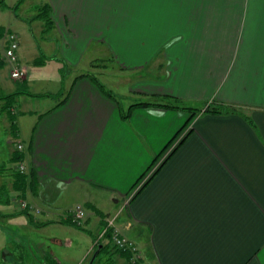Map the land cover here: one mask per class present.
Segmentation results:
<instances>
[{"label": "crops", "instance_id": "0c3cea01", "mask_svg": "<svg viewBox=\"0 0 264 264\" xmlns=\"http://www.w3.org/2000/svg\"><path fill=\"white\" fill-rule=\"evenodd\" d=\"M44 4L47 32L56 38L46 58L72 67L86 58L88 66L64 92L12 89L0 75V96L19 91L7 108L24 167L21 176L15 165L8 172L0 164V185L32 204L37 216L25 211L30 224L76 233L66 218L73 204H82L86 215L76 228L90 244L75 264H92L101 252L91 261L93 238L115 210L121 233L140 250V264H264V0ZM88 53L129 81L119 92L128 100L124 107L90 71L97 66ZM16 55L26 72L19 41ZM4 65L0 60V70ZM18 95L46 102L29 109L23 100L27 112L14 116ZM170 96L185 107L156 103ZM205 105L234 110L201 111ZM188 107L197 110L183 125ZM20 117H27L24 124ZM15 154L11 146L9 158L17 160ZM70 195L77 200L65 205ZM49 237L69 245L65 235ZM102 243H108L102 251L110 248L109 264H128L108 237Z\"/></svg>", "mask_w": 264, "mask_h": 264}, {"label": "rangeland", "instance_id": "374dc122", "mask_svg": "<svg viewBox=\"0 0 264 264\" xmlns=\"http://www.w3.org/2000/svg\"><path fill=\"white\" fill-rule=\"evenodd\" d=\"M42 4H44V0H0L1 25L17 34L19 50L23 55L22 59L28 66L26 72L24 71L27 74L23 80L10 78L8 76V65H4L1 68L0 75L5 78L3 85H11L12 89L15 85H22L24 86L23 88L29 89L30 91L41 90L43 87H45L44 89L59 87L58 90L64 92V89L71 80V76L78 71H83L84 68L82 67L88 66V60L82 58L76 67H72L61 61L57 62L54 58H46L50 55L47 56V53L52 51L56 38L51 37L52 33L44 29L43 20L37 16ZM42 52L45 54V57L43 56V60H45L38 62L35 59L42 58ZM87 55L93 61L92 63H95L97 66L90 69V71L95 73L105 87L111 88L117 100L124 107L128 100H126V97L120 95L119 92L127 89L129 81L124 80L122 78L123 76L119 77L120 73L117 67H112L107 60V63L101 66V55L91 53ZM106 66L107 68L104 72L102 67ZM101 72L105 74L102 75ZM121 74L131 78L130 72H121ZM41 98L33 99L29 96L18 95L12 104L15 109L14 116L27 112L25 106H23V100H26V106L29 109H37L41 107L43 102H46ZM19 119L24 124L27 117H20ZM12 121H14L12 115L0 110V164L4 165L5 171L8 172L9 169L11 170L14 165L19 163V160L9 158L8 156V150L11 146L13 148L15 147L14 141L17 140L16 133L13 132V130L15 131V126ZM7 140H11L12 144L9 145ZM2 176L5 177L4 174ZM12 192L9 186L0 185L1 261L6 264H52L50 260L52 256L58 259L61 258L64 264H73L79 260L90 244L88 242L89 236L79 231L78 228L72 227L74 228L72 229L74 232L77 231L76 233L70 231L64 233L69 245H66V241L61 243L54 242L49 236L54 235L59 238H64V235H59V233H63L62 229L56 225H51L46 228L32 226L29 221V215L25 211H19L17 197L12 195ZM67 200L65 205L67 203H73L77 198L75 195H70ZM30 211L32 213L30 217L34 218L37 216L33 210H28V212ZM78 246L79 248H77ZM75 249L76 251H74ZM94 252L95 249L91 261L95 255ZM109 252L110 248L99 252L93 259L92 264H109L107 260ZM65 254L67 258H63ZM86 260L87 258L84 261Z\"/></svg>", "mask_w": 264, "mask_h": 264}, {"label": "built area", "instance_id": "2783aa9c", "mask_svg": "<svg viewBox=\"0 0 264 264\" xmlns=\"http://www.w3.org/2000/svg\"><path fill=\"white\" fill-rule=\"evenodd\" d=\"M6 43L0 50V60L8 65V76L13 79H20L24 76L25 68L17 60L16 48H17V34L13 32H5ZM12 112V110H10ZM15 149L22 150V143L20 141L15 142ZM15 169L19 172L24 171L23 163L19 161L15 165ZM19 209H34L32 204H29L22 198H17ZM86 212L82 204L76 203L69 210L67 216L69 220L75 225H81L85 218ZM118 211L114 213H108L103 218V223L99 230L96 232L93 238L92 246L98 245L102 240L108 237L110 244L117 250L125 252L127 254L128 264H140L141 253L137 245L133 240L123 235L116 223ZM0 264H6L0 262Z\"/></svg>", "mask_w": 264, "mask_h": 264}, {"label": "trees", "instance_id": "16d2710c", "mask_svg": "<svg viewBox=\"0 0 264 264\" xmlns=\"http://www.w3.org/2000/svg\"><path fill=\"white\" fill-rule=\"evenodd\" d=\"M37 16L43 20V22H44V29L47 30V29L50 27V25H51V20H50L49 14H48V6H47L46 4H42V5H41V9H40L39 12L37 13ZM1 30H2V34H3V39H4V41H5V42H4V45H5V43H6V38H5L4 33H5L6 31H7V32H12V31H10L8 28H3V29H1ZM17 45H18V41H17ZM3 47H4V46H3ZM16 49H17V48H16ZM42 60H43V58H40V59H38L37 61L40 62V61H42ZM24 75H25V74H24ZM23 77H24V76H23ZM23 77L20 78V79H23ZM17 93H19V91H13V92H10V93H8V94H4V95H1V96H0V99L3 100L2 110H3L4 112H7V113L10 114V115H12L13 112L10 111V108H7V107H8L7 105H10V101L13 100V98L15 97V95H16ZM27 93H29V92H27ZM57 94H59V92H58ZM156 103H157L158 105H163V106L173 107V108H183V107H185V106H183V104L181 103V100H179L178 98L173 97V96H170V97L166 98V101H164V102H156ZM136 104L147 105V104H149V103L146 102V101H138V102H136ZM188 108H189V107H188ZM195 110H197V109L192 108V107L189 108V113H190V115H189V117L185 120V122H184L183 125H185V124L188 122V120L190 119V117L195 113ZM233 110H234L233 108H230V110H229V108H228L227 106H215V105H205V106H203V108H201V111H210V112L233 111ZM124 116L126 117V114H125ZM15 151H16V154H15L13 157H15L17 160H19V159H20L21 152L18 151V150H16V149H15ZM23 173H24V172H19V171L15 170V174H16V175L18 174V175L23 176ZM18 194H20V193H18ZM19 210H21V211H26V209H25V210H24V209H19ZM66 219H67L71 224H73V223L69 220L68 216H67ZM73 225L76 226V227H78V228L81 227L80 225H75V224H73ZM109 243H110V242H109ZM109 246H110V245H109ZM111 246H112V245H111ZM106 247H108V243H107V245H106V243L103 244V243L101 242V243H98V245L95 246V250H97V251L99 252V251H102V250L106 249ZM112 247H113V246H112Z\"/></svg>", "mask_w": 264, "mask_h": 264}, {"label": "water", "instance_id": "95a60500", "mask_svg": "<svg viewBox=\"0 0 264 264\" xmlns=\"http://www.w3.org/2000/svg\"><path fill=\"white\" fill-rule=\"evenodd\" d=\"M97 252V250H95L94 254Z\"/></svg>", "mask_w": 264, "mask_h": 264}]
</instances>
